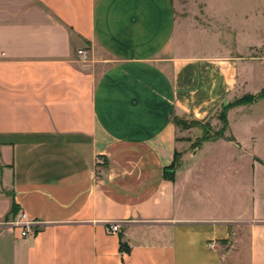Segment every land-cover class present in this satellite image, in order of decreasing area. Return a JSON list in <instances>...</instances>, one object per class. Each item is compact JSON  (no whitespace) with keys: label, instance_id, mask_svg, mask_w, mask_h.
<instances>
[{"label":"crops","instance_id":"obj_1","mask_svg":"<svg viewBox=\"0 0 264 264\" xmlns=\"http://www.w3.org/2000/svg\"><path fill=\"white\" fill-rule=\"evenodd\" d=\"M239 22L226 60L172 0H0V264H264V98L209 137Z\"/></svg>","mask_w":264,"mask_h":264},{"label":"rangeland","instance_id":"obj_2","mask_svg":"<svg viewBox=\"0 0 264 264\" xmlns=\"http://www.w3.org/2000/svg\"><path fill=\"white\" fill-rule=\"evenodd\" d=\"M172 0L176 14V36L178 39L184 36H192L193 42H201L205 55H222L226 60L239 57L237 40L240 35L234 21L240 20L242 44L252 43L256 47L250 49V53L241 54L244 59L252 58L246 64L240 66V79L243 82V90L250 95L258 94L264 89V0ZM233 3L237 4L233 9ZM217 7L221 10L216 9ZM222 5V7H221ZM223 8V9H222ZM237 15V16H236ZM246 15V19L244 16ZM207 47V49H206ZM81 56H86L88 50H82ZM243 98V97H242ZM226 101L225 106L215 116L220 125L215 126L209 137L219 134H227V120L224 119L234 102ZM238 107V106H237ZM225 111V112H224ZM264 111V103H259L251 108L238 109L230 114L233 126L235 116L240 119H252ZM237 117V118H238Z\"/></svg>","mask_w":264,"mask_h":264},{"label":"built area","instance_id":"obj_3","mask_svg":"<svg viewBox=\"0 0 264 264\" xmlns=\"http://www.w3.org/2000/svg\"><path fill=\"white\" fill-rule=\"evenodd\" d=\"M78 54L81 55L82 52L79 51ZM38 224V222L29 220L24 212H19L15 219L7 223V225L11 228L18 230L20 237L23 238L33 235L36 231V227L38 226ZM118 231V224H111L108 227V232L111 234H116L118 233Z\"/></svg>","mask_w":264,"mask_h":264},{"label":"trees","instance_id":"obj_4","mask_svg":"<svg viewBox=\"0 0 264 264\" xmlns=\"http://www.w3.org/2000/svg\"><path fill=\"white\" fill-rule=\"evenodd\" d=\"M264 98V89H262V91L260 93H258L257 95H247V96H244L243 98L237 100L236 102H234V104H232V106H226L224 108V110L227 111V109L231 108V107H234V106H239V105H245V104H250L256 100H259V99H263ZM225 112V111H224ZM224 119H226V116H224ZM227 126V125H226ZM216 137H223L222 134H219L218 136ZM229 141H232V138H228ZM13 207L11 209V211L13 212ZM121 249L123 251H128V249L124 246V245H121Z\"/></svg>","mask_w":264,"mask_h":264}]
</instances>
